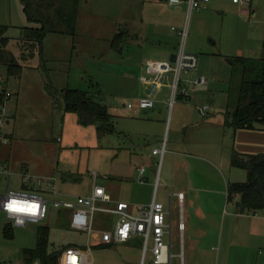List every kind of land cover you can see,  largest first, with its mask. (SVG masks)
<instances>
[{
	"label": "crops",
	"instance_id": "crops-1",
	"mask_svg": "<svg viewBox=\"0 0 264 264\" xmlns=\"http://www.w3.org/2000/svg\"><path fill=\"white\" fill-rule=\"evenodd\" d=\"M109 10L113 14L109 17L112 18L111 24H114L110 31L107 30L106 18ZM255 10H257L256 7L251 5L249 15L256 13ZM198 11L195 12L199 14ZM238 11L241 15L239 9ZM185 12L188 13L185 2L168 4L166 0H108L104 6H99L95 5L93 0H78L70 58H87L89 65H101V62L106 64L108 68H102L99 72L108 71L106 74H111L108 80L123 89L126 96L135 102L145 94L147 89L140 80L145 72V62L147 60L169 61L170 56L179 51L177 44L180 43L181 34L178 31L181 30L179 27L183 23ZM171 22L179 27L169 26ZM58 35L67 37L64 34ZM113 38L116 39L115 44H112ZM101 40L106 42L104 46L98 44ZM43 51L42 43V54ZM241 52V49H237L233 55H222L221 52L212 55L230 58L236 55L244 56ZM215 59V63L220 65L221 59ZM86 61H76L75 64L79 71V74L75 76L81 80L85 78L82 75L83 73L85 75L82 65L86 64ZM67 71L69 72V67ZM67 80H69V74ZM168 83V79L164 80L162 85L153 91V106L147 109L127 107L126 104L131 101L127 103L120 101L122 93H118V90L113 91L111 110L104 103L108 113L113 117V126L118 116L131 120L128 128H132L136 134L132 133L133 136H130V144L132 149L139 150V153L135 151L133 153L132 169L122 179L124 182L122 188L119 185L114 187L108 182L98 184L93 181L83 194L77 195L88 194L94 184L101 185L113 201L126 202L127 211L133 215L138 213L141 205H148L153 196L156 200L163 202L166 211L165 221L169 223V229L164 233V238L170 242L172 257L178 259L179 264L262 263L264 258L256 254L255 243L260 239L264 241V215L261 214H264V209L255 213L239 211L236 205L238 195H233L229 199L227 185L246 180L245 170L231 166V153L233 151L242 154L264 152V129H235L225 122V110L232 109L228 94L225 97L224 106L206 107L203 114L199 113L194 104L196 101L189 103L190 106L186 100L182 99L180 93L175 94L176 102L173 99V104H170V99L169 103L167 101ZM93 84L96 88L99 87V81H94ZM187 98L188 102L192 100L189 94ZM115 101L120 103L122 110L116 108ZM167 122L166 138L171 130V139L168 141L164 136L160 141L159 146L163 141L165 142L162 156L152 154L151 150L146 152L142 141L158 133L162 134L166 130ZM7 135L10 137L11 133ZM154 147L158 146H152ZM165 154H168L167 164L163 169ZM3 155L4 160H2L5 164H9L6 154ZM137 161L139 165H136ZM140 165L144 167L142 175H139L137 171ZM140 178L142 181H139ZM160 180L159 188L157 184ZM16 182L19 186V182ZM177 193H182L181 201L177 198ZM61 212L56 211V214L60 216ZM98 213L102 218L98 220V225L94 226V231L88 238L89 247L86 248V235L83 243L73 242L65 246L83 244L87 252V264H92V246L109 247L125 244L132 249L138 247L142 252V238L138 235L121 242L99 243L96 231L104 226L105 221L108 224L114 220V216ZM180 214L183 222L181 233L177 228ZM67 215L68 211L65 213L66 221ZM103 216H110V219H103ZM172 224L178 241L171 235ZM174 246L177 247L176 252L172 251ZM150 264H153L151 260Z\"/></svg>",
	"mask_w": 264,
	"mask_h": 264
},
{
	"label": "rangeland",
	"instance_id": "rangeland-1",
	"mask_svg": "<svg viewBox=\"0 0 264 264\" xmlns=\"http://www.w3.org/2000/svg\"><path fill=\"white\" fill-rule=\"evenodd\" d=\"M93 1L95 5L104 6L108 0ZM252 6L256 7V13L240 15L239 7L231 0H209L206 6L198 11L199 14L195 11L185 12L180 27L173 22L169 24L185 31V35L177 44V49L180 48V44H183L186 53L195 54L199 59L196 69L180 71L178 75L180 87L184 86L192 97V100L188 102L189 99L182 96L188 105L194 100L197 108L224 106V100L230 88L231 64L226 61L228 56L218 57L212 55L213 53L233 55L237 49H241L242 55L246 57L261 55L264 44V0H252ZM201 14L203 15L200 16ZM112 15L110 10L106 14L109 31L112 26L114 27L110 21L112 18H109ZM0 23L8 26L6 31L9 37L8 47L15 55H18L17 40L20 27L27 24L19 0H0ZM105 43L104 40L98 41L101 46ZM71 44L73 45V41L68 35L63 37L56 33L46 34L43 41L42 60L35 52L32 57L23 62L19 78L7 76L5 67L0 66V89L3 87L12 93L5 99L2 106L0 105L5 115L2 130L7 134L11 133L9 143L0 147V157L3 159V154H6V160L9 162L6 165L11 172L9 181H6L5 176H0V195L7 188H19L16 181L19 182L21 174L52 176L55 178L57 192L69 195L68 197L83 194L93 181L98 184L108 182L114 187L119 185L122 188L124 183L122 179L132 169L133 153L134 151L139 153V150L132 149L130 144V136L136 133L132 128H128V123L131 121L129 118L124 119L118 116L114 124V133L98 138L93 125H81L75 113L64 111L60 97L54 106L51 97L45 91V82L56 90H61L66 86L85 89L87 86L89 88L88 83L99 81L97 97L108 105L110 110L113 91L118 90V93H122L120 101L133 102L126 96L123 89L108 80V76L111 75L106 74L108 71L99 72L102 68H108L106 64L101 62V65H89L87 58H70ZM215 58L221 59L220 65L215 63ZM209 60L212 61L209 62ZM76 61H86V64L82 65L85 69V75L82 74L85 77L83 80L75 76L79 74L75 67ZM42 62L48 68L47 77L40 66ZM71 62L72 64H69ZM68 74L69 80H67ZM200 76H204L208 83H194V80ZM89 79L92 81H88ZM168 94L169 103L170 87ZM174 101L176 102V98ZM115 102L116 108L122 110L120 103ZM167 126L168 122L162 134L158 133L142 141L146 152L150 151L154 145L159 146L164 136L166 138ZM166 139L168 141L171 139V130ZM167 155L164 156L163 169L167 164ZM136 165H139L138 161ZM157 185L161 187V180ZM66 212L63 210L58 216L56 210L52 208L50 219L42 223L48 226L49 248H61L67 243L84 242L85 234L68 226ZM109 217L103 216V219H110ZM100 218L102 216L96 211L94 226L98 225ZM5 223L11 228L8 218L0 210V264H22V249L32 248L35 245L38 224L28 222L25 226L13 225L11 235L5 236L2 232ZM171 226V235L178 241L173 224ZM255 244L257 245L256 254L264 258V241L260 239ZM91 250L92 264H130L132 262L150 264L151 260L148 249L142 255L138 247L132 249L125 244L109 247L92 246ZM175 250L177 247H172V251L176 252ZM171 264H179L178 259L172 257ZM260 264H264V261Z\"/></svg>",
	"mask_w": 264,
	"mask_h": 264
},
{
	"label": "trees",
	"instance_id": "trees-1",
	"mask_svg": "<svg viewBox=\"0 0 264 264\" xmlns=\"http://www.w3.org/2000/svg\"><path fill=\"white\" fill-rule=\"evenodd\" d=\"M26 25L20 27L17 48L18 55L8 47V26L0 23V66H4L7 76L19 78L23 62L35 52L42 60V43L46 34L56 33L75 35V22L78 0H19ZM116 43L113 38L112 44ZM231 60L229 105L232 109L224 112L225 122L238 129H264V44L259 57L233 56ZM46 77L48 68L40 63ZM89 88L68 87L56 90L45 82L46 93L55 106L58 98L62 100V109L73 112L81 125H93L98 138L114 132L112 116L107 107L98 99L99 88L89 83ZM8 93V95H6ZM11 93L6 88L0 89V105ZM232 96V99L230 97ZM9 137V136H8ZM230 164L246 172L244 182H232L227 185V195L231 199L238 195L236 205L241 212L255 213L264 209V152L242 154L233 151ZM10 224V223H9ZM11 228L12 225L10 224ZM8 224L3 226V234L11 235ZM61 248L48 247V226L38 224L35 245L23 248L22 264H58ZM84 247L83 244H80Z\"/></svg>",
	"mask_w": 264,
	"mask_h": 264
},
{
	"label": "built area",
	"instance_id": "built-area-1",
	"mask_svg": "<svg viewBox=\"0 0 264 264\" xmlns=\"http://www.w3.org/2000/svg\"><path fill=\"white\" fill-rule=\"evenodd\" d=\"M207 1L166 0L168 4L185 2L188 13L193 10H200ZM231 1L239 6L242 14L249 15L252 0ZM178 33L181 34V37L185 35L184 30H179ZM182 46L180 44V49L174 55L173 61L147 60L145 62V72L141 75L140 80L146 85V92L135 102H128L127 107L151 108L153 106V91L167 79H170L168 85L171 91V102L176 93H180L184 98L187 97L186 88L184 86L180 87L178 75L180 71L195 68L198 59L195 54L183 51ZM170 74L171 77H169ZM194 83L206 84L207 79L200 76L194 80ZM205 110V106L198 107L200 114H203ZM4 117L3 108L1 107L0 145L9 143L8 135L2 130ZM164 150L165 142L163 141L160 146L152 148L151 153L161 157ZM137 171L139 175H142L144 167L138 166ZM10 174V170L0 157V176H5L6 181H9ZM139 181H142V178ZM177 198L181 201L182 193H177ZM112 201L110 194L101 185L94 184L91 191L86 195L67 197L59 195L57 192L54 177L21 174L19 188H7L0 195V210L6 215L12 226H25L28 222L42 224L50 218V209L54 208L56 211L67 210L68 226L86 235V248L89 247L88 238L94 231V213L98 211L103 214H110L114 216V220L108 224L105 221L104 226L96 231L99 236V243L121 242L131 236L138 235L142 238V255L148 249L153 264H171L170 242L164 238V233L169 229V223L165 221L166 211L163 203L153 196L148 205H141L138 213L133 215L127 211L126 202ZM177 228L181 233L183 230L181 214ZM86 248L78 244L64 246L59 254V264H87Z\"/></svg>",
	"mask_w": 264,
	"mask_h": 264
},
{
	"label": "water",
	"instance_id": "water-1",
	"mask_svg": "<svg viewBox=\"0 0 264 264\" xmlns=\"http://www.w3.org/2000/svg\"><path fill=\"white\" fill-rule=\"evenodd\" d=\"M174 55L170 56L169 61H173ZM228 63H231V60L229 58L226 59Z\"/></svg>",
	"mask_w": 264,
	"mask_h": 264
}]
</instances>
